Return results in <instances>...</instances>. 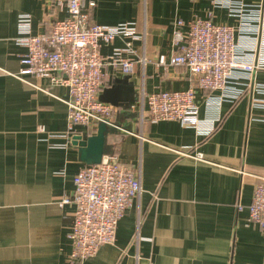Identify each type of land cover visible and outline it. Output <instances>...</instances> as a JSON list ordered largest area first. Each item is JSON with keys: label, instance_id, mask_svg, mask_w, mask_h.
Wrapping results in <instances>:
<instances>
[{"label": "crops", "instance_id": "1", "mask_svg": "<svg viewBox=\"0 0 264 264\" xmlns=\"http://www.w3.org/2000/svg\"><path fill=\"white\" fill-rule=\"evenodd\" d=\"M95 1L94 23H133L147 34L134 42L135 55H121L135 61L133 75L108 64L100 93L121 89L118 105L107 103L115 112L105 149L140 172L143 192L119 222L115 243L84 264H264V230L251 223L249 212L264 177V109L252 107V87L264 84V70L232 85L230 96L213 106L222 92L198 88L186 67L159 64L161 56L170 59L178 51L179 20L186 34L197 18L236 28L240 19L213 0ZM244 3L257 9L262 0ZM22 16L30 18L32 35H41L67 11L59 0H0V264H68L75 206L62 201L87 166L75 137L94 136L97 127L69 129V89L21 76L26 48L16 39ZM260 42L263 47V36ZM124 48L121 37L103 45L102 54L112 60ZM255 57L264 59L263 48ZM142 86L146 95L195 88L201 119L218 118L219 128L206 138L174 121L143 120L148 106ZM242 90L247 94L237 101L233 96ZM190 150L205 161L187 157Z\"/></svg>", "mask_w": 264, "mask_h": 264}, {"label": "built area", "instance_id": "2", "mask_svg": "<svg viewBox=\"0 0 264 264\" xmlns=\"http://www.w3.org/2000/svg\"><path fill=\"white\" fill-rule=\"evenodd\" d=\"M59 4L62 9L66 8L67 17L57 21L47 33L32 35L30 18L21 17L16 42L26 48V53L21 59L20 74L48 78L57 86L69 89V129L75 125L97 128L100 123L113 125L115 108L100 100L104 69L110 64L123 75H133L135 61L121 59V55H135L134 42H144L147 34L138 33L133 23L118 26L94 23L91 11L96 7L95 0H59ZM213 5L240 19L239 27L214 24L211 17L197 18L189 23L187 33L183 34L181 29L185 22L179 20L174 33L178 51L170 59L161 56L159 64L169 62L173 66L186 67L196 78L198 88L223 93L211 104L220 106L223 98L230 96L228 91H233L232 85H240L242 79L251 80L255 73L264 70V59L256 61L255 57L258 49L264 50V45L259 43V37H264V0L257 9H251L244 0H213ZM121 37L125 38L124 51L116 50L112 60L104 58L103 45H111ZM140 62L144 67L147 60L143 57ZM252 89L257 95L252 107L264 109V84H253ZM144 90V86L139 89L148 106L143 120L150 123L174 121L197 130L206 138L221 124L218 118L201 119L195 88L151 95H146ZM246 94L242 90L233 98L239 101ZM185 155L205 161L202 153L193 155L190 150ZM74 186V192L65 195L62 201L75 206L67 262L84 264L102 247L115 243L118 224L141 196L143 187L140 172L121 164L114 154L104 155L98 165L84 166L75 176ZM249 212L251 223L264 230V177L258 178Z\"/></svg>", "mask_w": 264, "mask_h": 264}, {"label": "water", "instance_id": "3", "mask_svg": "<svg viewBox=\"0 0 264 264\" xmlns=\"http://www.w3.org/2000/svg\"><path fill=\"white\" fill-rule=\"evenodd\" d=\"M127 84V80L120 81ZM121 89L105 90L100 95V100L104 103H109L113 106L118 105L119 91ZM114 126L106 123H100L97 128V134L90 137H75V143L80 147V158L87 165H98L102 162L106 154V140L107 136L113 130Z\"/></svg>", "mask_w": 264, "mask_h": 264}, {"label": "trees", "instance_id": "4", "mask_svg": "<svg viewBox=\"0 0 264 264\" xmlns=\"http://www.w3.org/2000/svg\"><path fill=\"white\" fill-rule=\"evenodd\" d=\"M110 153H113V151H110V150H109V152H108V151H106V154H110Z\"/></svg>", "mask_w": 264, "mask_h": 264}]
</instances>
